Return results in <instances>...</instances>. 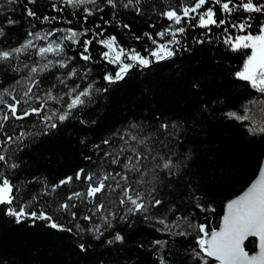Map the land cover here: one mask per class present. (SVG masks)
<instances>
[{
    "label": "snow or ice",
    "instance_id": "6c2138e0",
    "mask_svg": "<svg viewBox=\"0 0 264 264\" xmlns=\"http://www.w3.org/2000/svg\"><path fill=\"white\" fill-rule=\"evenodd\" d=\"M38 4L39 0L0 3V162L8 168L0 169L4 214L18 224L40 220L51 229L75 232L77 246L85 253L90 241H100L117 224L132 225L140 217L155 231L181 238L179 249H169L167 239L152 241L157 264H176L177 258L180 264H264V153L258 158L255 179L222 204L218 227L209 226L207 215L204 222L196 219L216 213L201 195L190 194L191 208L183 201L158 198L188 174L200 151L190 137L199 138L208 117L218 113L220 120L237 123L246 137L264 144V0H177L163 10L153 4L150 10L164 26L157 31L153 23L142 36L127 32L120 34L121 39L115 29H130L131 22L123 23L120 16L143 18L144 0H49L54 14L28 6ZM20 10L28 28L17 35L13 28L22 26L21 20L10 13ZM192 29L198 33L191 37L193 44H216L240 55L242 66L233 73L237 81L246 82L240 96L249 89L258 95L237 108L219 95L205 94L191 120L159 113L152 121H129L98 143L85 136L80 143L84 149L90 147L91 154L82 156L87 166L56 183L41 177L40 189L25 199L31 182L14 183L12 176L20 164L9 161H18V153L55 137L73 120L95 125L88 113L109 91L98 82L115 85L137 69L192 52L188 44ZM214 31L217 35H209ZM124 35L141 41L140 49L121 42ZM93 46L103 48L99 61ZM105 62L112 70L106 67L97 80L93 69ZM187 91L197 98L204 93L198 76L188 82ZM62 186L68 188L66 198H50ZM124 240L121 231H115L106 242Z\"/></svg>",
    "mask_w": 264,
    "mask_h": 264
},
{
    "label": "trees",
    "instance_id": "16d2710c",
    "mask_svg": "<svg viewBox=\"0 0 264 264\" xmlns=\"http://www.w3.org/2000/svg\"><path fill=\"white\" fill-rule=\"evenodd\" d=\"M3 2L4 0H0V3ZM176 2L177 0H144L147 10L143 18L134 14L120 16L123 23L131 22V27L115 29L118 39H121L120 34L127 32L142 36L144 32L151 30L149 25L153 23L157 25L156 30H160L164 26V20L158 19L157 13L152 12L150 7L155 4L163 10L166 3ZM28 6L42 7L44 14H54L49 0H39L38 5ZM10 15L21 20L22 26H15L14 33L19 35L28 28L27 22L22 19V10ZM196 35L197 30H190L188 44L193 51L179 53L172 58V62H159L143 71L137 69L130 77L115 85L98 82V87H108L109 91L91 106L88 113L89 118L96 120L95 125L82 126L73 120L55 137L38 141L18 153V161L10 160L9 163L20 164L12 176L13 182H31L24 198L28 199L40 189L41 177L46 178L50 184L56 183L64 176L74 174L78 167L87 166L82 156L91 154L90 147L84 149L80 143L85 136L92 143H98L109 132L129 121H152L159 113H163L165 118L191 120L205 94L210 98L219 95L228 105L237 108L245 99L258 95L255 90L249 89L240 96L246 82L237 81L233 75L242 66L240 55L216 44H193L191 37ZM209 35L215 36L217 32ZM123 41H127L128 47H141V41L130 39L127 35L123 36L121 42ZM15 42L14 36L11 43L15 45ZM145 43L150 44L147 41ZM92 50L94 58L99 61L98 53L103 48L93 46ZM106 67L107 70H112L106 62L94 68V78L98 80L99 74ZM194 76H198L204 85V93H201L200 98L187 91V84ZM222 110L228 109L224 107ZM26 122L31 123L27 118ZM201 127L205 131L200 133L199 138L195 135L190 137L191 143L200 151L194 155L188 174L174 186V190L164 189L158 198H167L177 204L183 201L191 208L190 194L201 195L204 197L202 202L212 203L216 213L199 214L196 219L201 222L205 215H211L213 224L217 227L223 214L222 204L233 195H239L251 179L255 178L258 158L264 153V144L246 137L237 123L220 120L218 113L208 117ZM204 136H207L206 140L203 139ZM0 169L8 171L3 162H0ZM188 181H191V187L187 186ZM67 193L68 188L62 186L50 198L63 200ZM115 231H121L125 240L107 244L106 241L112 238ZM155 239H167L169 249L182 247L179 243L181 238L159 233L149 223L137 217L134 224H117L105 232L100 241H90L89 250L85 253L77 246L79 241L75 232L51 229L40 220L35 224L31 220L18 224L13 218L6 216L3 206H0V264H157L150 247ZM176 264H180L179 258Z\"/></svg>",
    "mask_w": 264,
    "mask_h": 264
},
{
    "label": "water",
    "instance_id": "95a60500",
    "mask_svg": "<svg viewBox=\"0 0 264 264\" xmlns=\"http://www.w3.org/2000/svg\"><path fill=\"white\" fill-rule=\"evenodd\" d=\"M255 179V178H254ZM1 206V205H0ZM207 217H208V220H207V223L209 224V226H211V227H216V226H214V224H213V217L211 216V215H207ZM201 222H204V219L201 221ZM219 226V225H218ZM217 226V227H218ZM247 243V242H246Z\"/></svg>",
    "mask_w": 264,
    "mask_h": 264
}]
</instances>
